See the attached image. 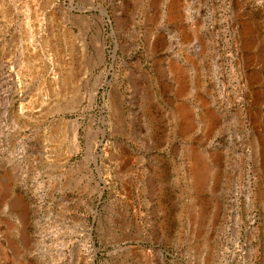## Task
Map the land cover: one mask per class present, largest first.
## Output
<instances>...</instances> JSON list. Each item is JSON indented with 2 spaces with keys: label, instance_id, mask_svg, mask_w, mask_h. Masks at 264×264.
Listing matches in <instances>:
<instances>
[{
  "label": "rangeland",
  "instance_id": "1",
  "mask_svg": "<svg viewBox=\"0 0 264 264\" xmlns=\"http://www.w3.org/2000/svg\"><path fill=\"white\" fill-rule=\"evenodd\" d=\"M0 264H264V0H0Z\"/></svg>",
  "mask_w": 264,
  "mask_h": 264
}]
</instances>
